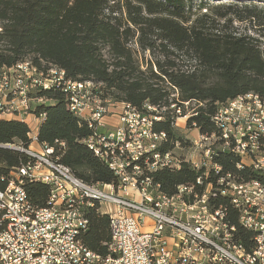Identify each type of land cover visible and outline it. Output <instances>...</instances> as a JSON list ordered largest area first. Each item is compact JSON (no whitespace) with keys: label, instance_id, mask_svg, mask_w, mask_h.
<instances>
[{"label":"built area","instance_id":"2783aa9c","mask_svg":"<svg viewBox=\"0 0 264 264\" xmlns=\"http://www.w3.org/2000/svg\"><path fill=\"white\" fill-rule=\"evenodd\" d=\"M60 87L68 94L72 112L94 129L86 143L112 169L117 183L91 184L58 161L55 147L43 144L30 124L38 90ZM92 81L69 78L56 65L39 67L31 59L14 65L0 63V119H20L30 126L28 147L0 143V147L26 153L30 159L0 170V264H264V180L239 181L231 173L217 179L219 192L230 197L240 224L255 233L250 251L236 240V227L224 208L212 206L213 184L204 192L181 185L175 195L161 191L148 174L158 168H179L190 162L205 174H220L214 160L220 150L239 158L237 167H251L264 175V94L250 91L222 104L213 120L216 130L191 140L195 155L178 156L159 147L167 138L154 129L161 116L156 107L145 109L126 102L103 100ZM120 104L118 124L100 130L105 117ZM188 105V102H185ZM178 118L187 121L191 112ZM60 145L64 143L60 142ZM50 186L48 205L39 207L27 185ZM202 183V179H198ZM99 203L110 216L111 244L102 255L88 247L81 235L89 227L88 211ZM114 206L111 213L102 204Z\"/></svg>","mask_w":264,"mask_h":264},{"label":"trees","instance_id":"16d2710c","mask_svg":"<svg viewBox=\"0 0 264 264\" xmlns=\"http://www.w3.org/2000/svg\"><path fill=\"white\" fill-rule=\"evenodd\" d=\"M248 6L243 16L233 4H210V0H0V63L31 59L39 67L56 65L73 80L97 84L94 93L103 100L142 110L146 104L156 107L153 113L161 119L154 122V129L167 134L159 151H172L178 144H191L177 127V110L184 115L192 109L187 127L196 124L201 132L211 133L217 129L213 116L222 104L250 91L264 94L261 34H237L230 28L232 15L240 20L261 17L257 7ZM261 25L264 28V22ZM147 51L150 57L145 56ZM193 60L195 64H186ZM34 95L46 99L33 108L37 117L42 116L39 141L55 147L58 161L84 181L117 183L109 165L86 143L94 129L70 110L67 92L53 87ZM29 132L24 120L0 119V143L28 147ZM29 159L24 152L0 147V170ZM214 160L223 167L220 174L206 175L187 161L179 168L162 167L148 174L169 196L181 185L202 193L212 183L217 191L210 197L212 206L226 210L236 227V240L251 251L255 233L240 224L239 211L229 196L219 192L217 179L226 173L239 181L264 180V175L251 167L239 169V158L230 152L220 150ZM27 189L35 205H48L49 185L32 182ZM88 217L81 240L107 255L110 216L96 203Z\"/></svg>","mask_w":264,"mask_h":264},{"label":"rangeland","instance_id":"374dc122","mask_svg":"<svg viewBox=\"0 0 264 264\" xmlns=\"http://www.w3.org/2000/svg\"><path fill=\"white\" fill-rule=\"evenodd\" d=\"M233 4V8L235 9L236 13L238 12V14L245 16L246 14H248V11H246V5L248 4L249 8H250V4L252 5V7H257V11L260 12L261 17L255 20H250L248 18L244 19V20H240L239 17H237V15H232L234 17H232V25L230 26V28L236 31L237 34H250L253 36H258L259 34H261L260 40L261 42L264 44V28H262L261 23L264 22V0H246V1H242V0H210V4ZM203 11H205V9H203ZM145 56L150 57L149 52L147 51L145 53ZM188 66L195 64V61H189ZM116 107H118V105H114L111 106L112 109H116ZM190 112H192L193 110L190 109ZM30 124L31 126L34 128L35 131L38 130L39 125H37L38 120H36L34 117H32L30 119ZM118 121V119H117ZM106 123H108V121H106ZM112 124V123H111ZM117 125V123L115 124ZM114 125V126H115ZM106 126V125H105ZM177 127L180 128L182 130V133L185 134L186 138L193 140L197 137V130L195 128H191V127H187V121L185 120V118H178L177 120ZM191 144H187V145H180L178 144L175 149L174 152L178 155V156H182V157H186L189 158L192 155H195L193 150L190 148ZM102 210L108 213H111L114 210V206L109 204V203H103L102 204Z\"/></svg>","mask_w":264,"mask_h":264},{"label":"crops","instance_id":"0c3cea01","mask_svg":"<svg viewBox=\"0 0 264 264\" xmlns=\"http://www.w3.org/2000/svg\"><path fill=\"white\" fill-rule=\"evenodd\" d=\"M114 105H118V107H116V109L114 108V109H112V111H114V113L113 114H111V115H109V116H107V117H105V120H104V122H105V125L106 126H102V127H100V130H105V129H107V128H114L116 125V123L118 124V121H117V119H118V112H119V109H120V104L119 103H114ZM106 121H108V123H106ZM40 122H41V120H38V122H37V125H40ZM112 123V124H111ZM115 125V126H114ZM39 128V127H38ZM37 134H38V130L37 131H35Z\"/></svg>","mask_w":264,"mask_h":264}]
</instances>
